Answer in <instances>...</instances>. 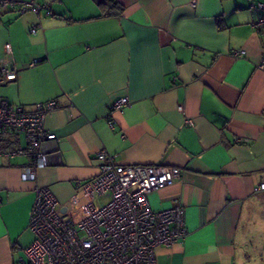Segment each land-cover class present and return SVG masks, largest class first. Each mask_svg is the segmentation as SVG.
Wrapping results in <instances>:
<instances>
[{"label":"crops","instance_id":"0c3cea01","mask_svg":"<svg viewBox=\"0 0 264 264\" xmlns=\"http://www.w3.org/2000/svg\"><path fill=\"white\" fill-rule=\"evenodd\" d=\"M33 1L39 13L0 6V68L16 70L0 99L26 110L55 100L44 127L57 153L23 180L33 164L24 134L0 135V264H26L34 186L66 205L97 174L101 150L181 169L148 193L155 210L181 205L188 228L156 248V264L264 261V236L252 251L264 218V34L250 6L264 0ZM121 96L129 103L109 114Z\"/></svg>","mask_w":264,"mask_h":264},{"label":"built area","instance_id":"2783aa9c","mask_svg":"<svg viewBox=\"0 0 264 264\" xmlns=\"http://www.w3.org/2000/svg\"><path fill=\"white\" fill-rule=\"evenodd\" d=\"M15 4L20 12L39 13L42 8L33 0H0L2 7ZM250 6L257 11L251 25L264 34V2ZM6 49L10 50L8 45ZM241 53L243 50L233 51L235 56ZM39 60L35 58L30 65ZM256 67L264 71V50ZM15 77V69L0 68V83ZM128 103L127 96L113 100L109 114L122 111ZM56 106L55 100H49L26 110L0 99V135L8 130L23 133L26 146L22 152L33 158L31 166L21 169L23 180L35 181L37 170L57 153L56 134L44 127L47 113ZM96 158L97 174L82 182L66 205L47 186H34L28 224L34 239L24 250L26 264H156L157 247H169L188 234L181 205L155 210L148 200L151 190L180 177L179 167L119 163L104 150ZM258 189L264 190V182Z\"/></svg>","mask_w":264,"mask_h":264},{"label":"rangeland","instance_id":"374dc122","mask_svg":"<svg viewBox=\"0 0 264 264\" xmlns=\"http://www.w3.org/2000/svg\"><path fill=\"white\" fill-rule=\"evenodd\" d=\"M255 221H256L257 225H259V229L254 230L255 235L253 236L254 242L252 243V245H253L252 251H254L256 254H258L259 246H257V245H260L258 240H260L259 239L260 236H264V218H256ZM260 257H262V256L260 255ZM257 261H258L257 263L264 264V261H261V260H257Z\"/></svg>","mask_w":264,"mask_h":264},{"label":"trees","instance_id":"16d2710c","mask_svg":"<svg viewBox=\"0 0 264 264\" xmlns=\"http://www.w3.org/2000/svg\"><path fill=\"white\" fill-rule=\"evenodd\" d=\"M112 0H106V2H111Z\"/></svg>","mask_w":264,"mask_h":264}]
</instances>
